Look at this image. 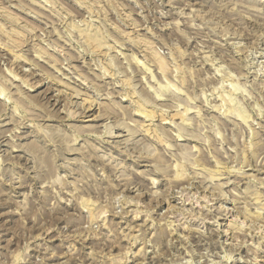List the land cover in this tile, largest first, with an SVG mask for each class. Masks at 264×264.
<instances>
[{"label": "rangeland", "instance_id": "rangeland-1", "mask_svg": "<svg viewBox=\"0 0 264 264\" xmlns=\"http://www.w3.org/2000/svg\"><path fill=\"white\" fill-rule=\"evenodd\" d=\"M0 264H264V0H0Z\"/></svg>", "mask_w": 264, "mask_h": 264}]
</instances>
